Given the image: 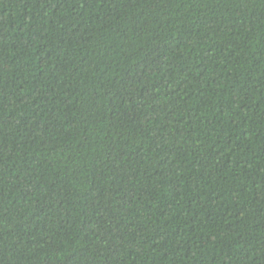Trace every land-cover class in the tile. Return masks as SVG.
Segmentation results:
<instances>
[{"label":"trees","instance_id":"obj_1","mask_svg":"<svg viewBox=\"0 0 264 264\" xmlns=\"http://www.w3.org/2000/svg\"><path fill=\"white\" fill-rule=\"evenodd\" d=\"M0 264H264V0H0Z\"/></svg>","mask_w":264,"mask_h":264}]
</instances>
